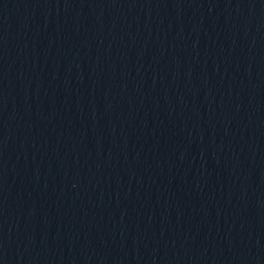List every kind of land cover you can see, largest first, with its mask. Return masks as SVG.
I'll list each match as a JSON object with an SVG mask.
<instances>
[{
    "label": "water",
    "instance_id": "water-1",
    "mask_svg": "<svg viewBox=\"0 0 264 264\" xmlns=\"http://www.w3.org/2000/svg\"><path fill=\"white\" fill-rule=\"evenodd\" d=\"M0 264H264V0H0Z\"/></svg>",
    "mask_w": 264,
    "mask_h": 264
}]
</instances>
